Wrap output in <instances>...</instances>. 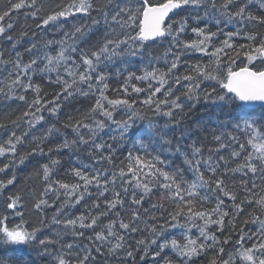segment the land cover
I'll list each match as a JSON object with an SVG mask.
<instances>
[{
  "label": "snow or ice",
  "instance_id": "snow-or-ice-1",
  "mask_svg": "<svg viewBox=\"0 0 264 264\" xmlns=\"http://www.w3.org/2000/svg\"><path fill=\"white\" fill-rule=\"evenodd\" d=\"M0 100V264H264V0H0Z\"/></svg>",
  "mask_w": 264,
  "mask_h": 264
},
{
  "label": "trees",
  "instance_id": "trees-1",
  "mask_svg": "<svg viewBox=\"0 0 264 264\" xmlns=\"http://www.w3.org/2000/svg\"><path fill=\"white\" fill-rule=\"evenodd\" d=\"M24 11L25 10H21V12L17 15V14H13V19L12 22L14 24V30H13V35H16L20 29L21 26L25 24V16H24ZM5 26L7 24V21L4 22ZM28 23H31V20H28ZM51 35V34H49ZM49 91H51L49 89ZM79 106V105H77ZM7 113H12L13 116L18 114V109H17V104L16 102L12 101H4V100H0V121H7ZM208 119V115L205 112L203 107H199L198 109L194 111V115L191 117V119L188 121L189 124H191L193 127H196V123L197 122H204ZM32 170L31 165H29L27 168H25L22 172H20L18 174V180L20 182H23L24 177L27 175L28 172H30ZM37 264H40L39 259H37Z\"/></svg>",
  "mask_w": 264,
  "mask_h": 264
}]
</instances>
